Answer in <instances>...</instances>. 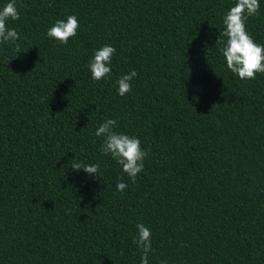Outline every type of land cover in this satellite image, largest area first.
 Listing matches in <instances>:
<instances>
[{
  "label": "trees",
  "instance_id": "trees-1",
  "mask_svg": "<svg viewBox=\"0 0 264 264\" xmlns=\"http://www.w3.org/2000/svg\"><path fill=\"white\" fill-rule=\"evenodd\" d=\"M236 2L16 0L20 38L0 43V264H141L137 224L148 264H264V74L239 79L216 42ZM259 4L246 29L264 45ZM69 15L76 36L47 37ZM105 45L111 73L94 82ZM105 119L147 152L135 183L102 154Z\"/></svg>",
  "mask_w": 264,
  "mask_h": 264
},
{
  "label": "clouds",
  "instance_id": "clouds-1",
  "mask_svg": "<svg viewBox=\"0 0 264 264\" xmlns=\"http://www.w3.org/2000/svg\"><path fill=\"white\" fill-rule=\"evenodd\" d=\"M259 0H237L235 5L226 12L223 17L225 40L219 42L222 47L219 51L226 61L227 69L241 80H254L256 74H264V45L254 41L246 29V21L249 17L259 14ZM20 16L16 6V0H10L0 9V43L14 42L18 40L19 33L14 28H9V20H19ZM79 21L75 15H69L66 20H57L47 30V37L54 39L61 45L67 44L69 39L76 36ZM18 53L20 52L17 48ZM116 49L111 45L102 46L95 50L88 63V69L92 80L100 81L111 73V61ZM137 76L136 70L123 75L117 80V93L123 97L131 91V81ZM117 121L105 119L95 131V136L103 137L101 145L102 154L110 156L126 174L132 183L136 182L139 173L144 170V159L147 152L141 147L140 140L136 136H129L123 132H116ZM73 170H83L89 175H97L98 164H84L73 161ZM98 176V175H97ZM116 184L117 191H124L127 184ZM137 235L133 242L141 250V264H148V253L152 251L151 230L143 224H137ZM160 264H167L161 261Z\"/></svg>",
  "mask_w": 264,
  "mask_h": 264
}]
</instances>
